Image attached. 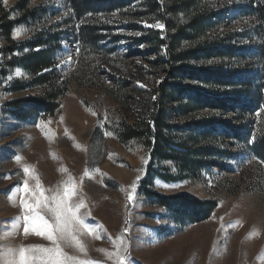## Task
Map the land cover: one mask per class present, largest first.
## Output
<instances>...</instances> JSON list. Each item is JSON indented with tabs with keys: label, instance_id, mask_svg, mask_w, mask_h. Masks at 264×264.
<instances>
[{
	"label": "rangeland",
	"instance_id": "374dc122",
	"mask_svg": "<svg viewBox=\"0 0 264 264\" xmlns=\"http://www.w3.org/2000/svg\"><path fill=\"white\" fill-rule=\"evenodd\" d=\"M19 1L0 0V6L17 18ZM260 2L197 0L195 12L206 24L197 41L212 51L190 62L199 78L183 79L190 93L172 104V123L182 127L172 146L201 149L196 160L182 164L181 157H153L142 140L121 137L141 117L137 89L154 90L166 75L142 40L145 30H163L154 27L163 24L117 9L78 19L67 0H29V15L13 29L14 42L0 34V264L19 259L18 251L7 254L9 248L52 247L31 227L24 234L21 199L41 190L49 197L66 186L75 188L74 202L84 201L80 212L94 230L79 236L83 251L60 242L78 260L116 264L119 251L125 264H264V160L254 150L264 134ZM83 25L89 26L84 33ZM16 30L20 34L14 36ZM94 30L105 36L94 37ZM38 40L44 43L35 50L45 49L52 62L47 69L58 85L60 106L53 115L16 118L6 103L46 90L14 61ZM189 100L194 108L179 113L177 107ZM137 176L142 179L135 199L128 201ZM25 181L28 193L22 190ZM145 189L217 205L204 219L178 223ZM42 259L37 256L36 264Z\"/></svg>",
	"mask_w": 264,
	"mask_h": 264
},
{
	"label": "trees",
	"instance_id": "16d2710c",
	"mask_svg": "<svg viewBox=\"0 0 264 264\" xmlns=\"http://www.w3.org/2000/svg\"><path fill=\"white\" fill-rule=\"evenodd\" d=\"M67 3L78 15V19H82L87 12L95 14L98 11L109 12L117 9L119 11L129 10L147 22L163 24V30L153 28L145 30L142 40L147 41L152 47L151 51L158 55V59L154 60L153 64H160L166 75L154 90L137 89L139 96L136 103L141 111V117L135 119L134 123L127 124L121 137L124 141L135 138L142 140L151 150L153 157L163 159L181 157L182 164L188 160L192 161V158L196 160L201 149L197 151V149L192 150L187 147L189 150L183 152L172 146L179 143V138L175 133L182 127L172 123L171 113L172 104L181 103V95L190 93V86H186L182 80L186 78L190 80L194 76L199 78L196 74L199 70H195L198 68L189 66L190 62L193 59H202L203 55H209L212 51L207 46L202 47V43L197 41L199 34L206 27L201 17L195 12L198 10L197 0H67ZM14 10L19 14L17 18H11L10 12L0 6V34L10 42H14L12 32L15 25L20 22L22 16L29 15V0H20ZM256 11L264 42V0H261ZM88 27L83 25L80 31L84 33ZM92 35L94 37L105 36L98 34V30H94ZM193 41H197L198 45L189 47L185 45L186 42ZM43 43L42 40L30 43L29 51L14 60L32 73L35 85L46 87L40 95L6 103L7 108L16 118L26 119L41 111L48 112L50 115L52 112L55 113L60 106L57 101L58 85L52 80L53 74L50 71L43 72L52 66V62L45 49L35 50V47ZM262 49L264 51V45ZM161 51L164 53L159 56L158 53ZM124 93L128 98L131 97L128 91L125 90ZM115 97L125 100L118 96ZM192 103L194 101L189 100L186 104H181L177 107V111L186 114L194 108L191 107ZM254 150L257 156L264 160V134L257 137ZM165 178L174 179L168 175ZM145 194L154 203L170 209L178 223L183 222L185 217H190L192 221L204 219L217 205V202L201 201L188 194L160 195L148 189H145Z\"/></svg>",
	"mask_w": 264,
	"mask_h": 264
},
{
	"label": "snow or ice",
	"instance_id": "6c2138e0",
	"mask_svg": "<svg viewBox=\"0 0 264 264\" xmlns=\"http://www.w3.org/2000/svg\"><path fill=\"white\" fill-rule=\"evenodd\" d=\"M154 27L163 29V25L159 23ZM13 34L17 36L20 32L16 30ZM50 70L45 69L44 71ZM254 139L255 137L250 143L254 142ZM16 159L19 160L20 157L17 156ZM24 171L27 173L28 167H25ZM141 179V176H137L136 181L131 185L133 191L128 193V201L135 199V190L138 188ZM70 183L71 181L66 182V184ZM161 186L175 187V185L166 184ZM36 188H41L38 181ZM22 190L24 193L29 192L27 181L24 182ZM74 192V187L66 186L62 190L57 189L56 194L49 197L44 196L43 190H41L38 196L33 192L30 200L21 199V206L25 211L23 216L24 234L27 235L31 227L37 235H42L52 241V247L43 248L38 245H29L27 248L22 246L18 250L9 248L6 250L7 254L15 255L18 251L19 259H13L8 264H36L37 256L43 257L40 264H96L94 261L78 260L74 256H69L60 247V242L63 241L83 251L84 244L79 236L83 233L94 232L80 212L86 205L83 200L73 201ZM30 252L32 253L31 258L29 257ZM115 255L116 264H125L123 254L118 251Z\"/></svg>",
	"mask_w": 264,
	"mask_h": 264
}]
</instances>
